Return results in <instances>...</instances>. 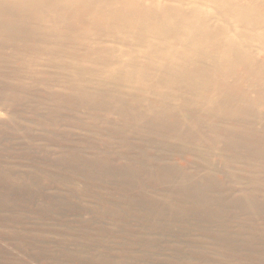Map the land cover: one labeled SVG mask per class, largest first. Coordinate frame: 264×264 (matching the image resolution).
<instances>
[{"label": "bare ground", "instance_id": "bare-ground-1", "mask_svg": "<svg viewBox=\"0 0 264 264\" xmlns=\"http://www.w3.org/2000/svg\"><path fill=\"white\" fill-rule=\"evenodd\" d=\"M38 64L47 67H31ZM0 67L17 74H63L57 88L69 94L62 96L45 78L30 80L50 100L95 110L93 120L105 112L103 119L117 133L169 142L165 150L180 162L158 164L147 153L152 146L140 153L157 165L125 153L120 168L96 159L106 174L136 171L170 183L178 172L195 180L194 190L208 181L210 189L225 192L207 197L197 191V201L186 202L208 218L213 208H227L225 194L232 189L246 194L232 203L264 212L253 199L264 192L257 180L264 172V0H0ZM20 90L3 88L8 94ZM185 156L192 158L186 169ZM191 166L194 171H186ZM236 169L252 180L242 175L233 181ZM242 180L252 185L227 184ZM127 199L154 200L133 192ZM223 235L244 250L264 253V242L256 240L264 238L262 227Z\"/></svg>", "mask_w": 264, "mask_h": 264}, {"label": "rangeland", "instance_id": "rangeland-1", "mask_svg": "<svg viewBox=\"0 0 264 264\" xmlns=\"http://www.w3.org/2000/svg\"><path fill=\"white\" fill-rule=\"evenodd\" d=\"M32 76L45 78L61 96L69 94L57 88L63 74H17L0 67V264H264L263 252L244 250L240 242L230 243L223 235L264 228V212L232 203L246 196L244 192L232 189L225 194L231 203L219 212L213 208L215 214L208 218L186 203L197 201V191L207 197L225 192L210 189L208 181L194 190L195 180L178 172L170 183L136 171L106 174L96 159L120 168L125 153L157 165L140 153L152 146L147 153L157 157L158 164L178 167L180 162L176 153L165 150L169 142L152 137L142 141L139 136L149 135L129 130L117 133L103 119L108 117L105 112L99 111V119L93 120L95 110L50 100L38 91ZM5 87L23 90L8 94ZM121 138L126 141L121 143ZM191 159L181 161L185 169ZM242 175L252 180L237 169L231 178ZM257 176L264 185L263 170ZM227 184L252 185L246 180ZM130 192L149 193L154 200L132 203L127 199ZM254 195L264 206V192ZM161 202L165 206L160 207ZM256 240L264 242L259 235Z\"/></svg>", "mask_w": 264, "mask_h": 264}]
</instances>
